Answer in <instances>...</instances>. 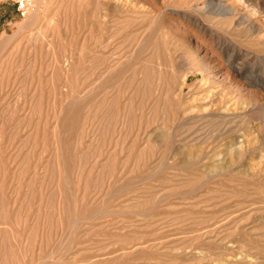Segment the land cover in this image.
<instances>
[{"label":"rangeland","instance_id":"374dc122","mask_svg":"<svg viewBox=\"0 0 264 264\" xmlns=\"http://www.w3.org/2000/svg\"><path fill=\"white\" fill-rule=\"evenodd\" d=\"M0 264H264V0L0 1Z\"/></svg>","mask_w":264,"mask_h":264},{"label":"built area","instance_id":"2783aa9c","mask_svg":"<svg viewBox=\"0 0 264 264\" xmlns=\"http://www.w3.org/2000/svg\"><path fill=\"white\" fill-rule=\"evenodd\" d=\"M0 1L11 3L15 7L17 13L22 18L27 17L32 6V0H0Z\"/></svg>","mask_w":264,"mask_h":264},{"label":"bare ground","instance_id":"6f19581e","mask_svg":"<svg viewBox=\"0 0 264 264\" xmlns=\"http://www.w3.org/2000/svg\"><path fill=\"white\" fill-rule=\"evenodd\" d=\"M36 3H37V2H36ZM31 14L33 15L34 13H31ZM34 15H35V14H34ZM34 15H33V16H31V17H32V18H31V20H30L31 22H33V21H34V19H35V16H34ZM29 18H30V17H29ZM241 73H242V72H241Z\"/></svg>","mask_w":264,"mask_h":264}]
</instances>
